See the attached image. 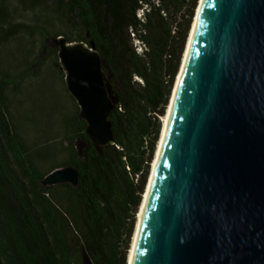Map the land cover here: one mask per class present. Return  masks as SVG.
Here are the masks:
<instances>
[{"label": "water", "instance_id": "1", "mask_svg": "<svg viewBox=\"0 0 264 264\" xmlns=\"http://www.w3.org/2000/svg\"><path fill=\"white\" fill-rule=\"evenodd\" d=\"M45 42L86 123L77 158L113 146L117 99L94 42ZM79 182L74 166L39 180ZM129 264H264V0H206Z\"/></svg>", "mask_w": 264, "mask_h": 264}, {"label": "trees", "instance_id": "2", "mask_svg": "<svg viewBox=\"0 0 264 264\" xmlns=\"http://www.w3.org/2000/svg\"><path fill=\"white\" fill-rule=\"evenodd\" d=\"M199 1L60 3L62 16L74 14L80 20L75 26L67 16L73 28L81 30L78 38H67L86 40L89 32L107 65L117 99L111 116L116 143L103 148L91 145L83 164L74 158L79 185L62 186L76 198L75 222L57 206L51 187L41 188L39 180L44 175L31 162L7 115L9 81L0 78V264H129L136 215L159 143L161 118L172 96ZM141 10L143 15L138 17ZM179 15L185 24L177 38L172 21ZM10 20L0 3V46L27 28ZM56 65L59 68L58 61ZM120 65L130 72L128 81L114 76L113 68ZM80 120L82 129L77 134L86 137V123Z\"/></svg>", "mask_w": 264, "mask_h": 264}, {"label": "rangeland", "instance_id": "3", "mask_svg": "<svg viewBox=\"0 0 264 264\" xmlns=\"http://www.w3.org/2000/svg\"><path fill=\"white\" fill-rule=\"evenodd\" d=\"M64 1L0 0L7 8L13 24L30 28L21 29L20 34L0 46V78H7L9 81L5 94L9 121L22 137L31 162L42 175H48L61 167L72 166L74 158H77L72 143L78 137V131L82 129L77 104L68 92L64 76L56 65V51L45 42L48 38L58 36H70L74 40L81 33L80 29L73 28L67 21V14L61 15L59 6ZM124 1L127 5L129 0ZM142 15L141 10L137 16ZM172 24L174 29L177 28L178 38L184 28L185 18L179 15L173 18ZM189 36L190 33L187 43ZM134 45L136 46L137 42H134ZM44 46H47L45 52ZM137 50L142 52L140 48ZM113 71L114 76L120 80H129L130 72H125L124 66L114 67ZM134 80L141 82L139 78ZM162 119L163 117L161 122ZM162 132L163 124L160 137ZM80 161L83 164V160ZM62 186L51 187V196L67 217L75 222L78 216L76 198ZM137 220L138 213L136 222Z\"/></svg>", "mask_w": 264, "mask_h": 264}, {"label": "bare ground", "instance_id": "4", "mask_svg": "<svg viewBox=\"0 0 264 264\" xmlns=\"http://www.w3.org/2000/svg\"><path fill=\"white\" fill-rule=\"evenodd\" d=\"M205 2H206V0H200L198 11H197V15H196L195 21L193 23V26H192V29H191V32H190V36H189V39H188L187 47H186V50H185V53H184L183 62L181 64L180 70L178 72V76H177V79H176V84L174 86V89H173V92H172V96H171L169 105H168L167 110H166V114L163 116V119H162L163 132H162V136L160 137V140H159V143H158V146H157V150H156V154H155L154 160L152 162L149 179H148V183H147V186H146V191L144 193L141 206L139 208L138 220L136 222V227H135V232H134V236H133V240H132V245H131V249H130V252H129V262H131V263H132V261L134 259L141 223H142V220H143V218L145 216V210H146V208L148 206V203H149L151 189H152V186H153V183H154V179H155V176H156V173H157V169H158L159 161H160L161 154H162V151H163V147H164V144L166 142V139H167V136H168V132H169V129H170L173 111H174V108H175V105H176V101H177V98H178L180 83H181L182 76H183V73H184V70H185V67H186V64H187V59H188V56H189V52L191 50L192 43H193V40H194V37H195L196 27H197V24H198V21H199V17H200V14L202 13V10H203V7L205 5Z\"/></svg>", "mask_w": 264, "mask_h": 264}, {"label": "flooded vegetation", "instance_id": "5", "mask_svg": "<svg viewBox=\"0 0 264 264\" xmlns=\"http://www.w3.org/2000/svg\"><path fill=\"white\" fill-rule=\"evenodd\" d=\"M72 16H73V20H72V23L74 24V19H75V16H74V14H71ZM75 25V24H74ZM77 25H80V20H79V23L77 24ZM77 25H75V26H77ZM79 41H84V42H86V43H88V44H90L92 41L90 40V36L89 37H87L86 36V40H79ZM73 42V41H72ZM46 48H47V46H44V52L45 51H47L46 50ZM52 49H54L55 51H56V53L58 52V48L57 47H51ZM44 54V53H43ZM43 57V56H42ZM107 73H108V70H107ZM112 84H113V81H112ZM86 135V134H85ZM86 137H87V135H86ZM86 137H84L83 135H78V137H76V138H83V139H85V140H88V137L86 138Z\"/></svg>", "mask_w": 264, "mask_h": 264}]
</instances>
